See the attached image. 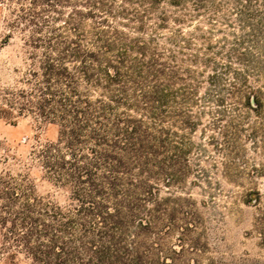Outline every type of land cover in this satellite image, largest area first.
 I'll use <instances>...</instances> for the list:
<instances>
[{
  "label": "trees",
  "instance_id": "obj_1",
  "mask_svg": "<svg viewBox=\"0 0 264 264\" xmlns=\"http://www.w3.org/2000/svg\"><path fill=\"white\" fill-rule=\"evenodd\" d=\"M5 1L14 5L12 26L30 32L33 51L29 88L5 92L11 98L0 117L14 123L32 114L57 126V138L32 154L65 202L38 195L28 175L0 169V256L29 264H176L170 236L178 213L189 212L161 192L190 171L192 142L172 126L195 129L189 105L199 80L182 63L199 56H182L191 41L181 28L168 36L161 30L216 14L224 3L252 19L257 0ZM220 66L209 75L215 85Z\"/></svg>",
  "mask_w": 264,
  "mask_h": 264
},
{
  "label": "rangeland",
  "instance_id": "obj_2",
  "mask_svg": "<svg viewBox=\"0 0 264 264\" xmlns=\"http://www.w3.org/2000/svg\"><path fill=\"white\" fill-rule=\"evenodd\" d=\"M12 7L0 2V106L11 98L5 92L29 88L30 32L22 24L12 26ZM252 7V19H240L234 5L224 3L216 14L170 21L161 30L168 36L181 28L191 41L190 48L180 49L182 56H199L194 65L182 63L199 80L189 105L195 129L172 126L192 142L190 171L182 184L161 192L189 212L178 213L170 236L176 264H264V0ZM216 62L224 66L216 70L221 79L215 85L209 75ZM14 119L0 117V169L28 175L38 195L64 203L63 192L42 176L32 154L57 138V126L32 114ZM0 264L29 262L0 256Z\"/></svg>",
  "mask_w": 264,
  "mask_h": 264
}]
</instances>
